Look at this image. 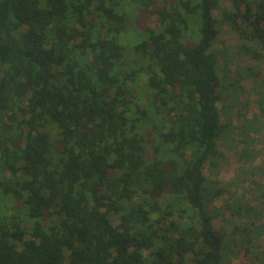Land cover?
I'll return each mask as SVG.
<instances>
[{"label":"trees","instance_id":"1","mask_svg":"<svg viewBox=\"0 0 264 264\" xmlns=\"http://www.w3.org/2000/svg\"><path fill=\"white\" fill-rule=\"evenodd\" d=\"M226 1L222 22L264 49V0ZM217 5L0 0V264H226L237 235L264 232L241 198L217 228L224 190L203 172L241 89L212 50Z\"/></svg>","mask_w":264,"mask_h":264},{"label":"rangeland","instance_id":"2","mask_svg":"<svg viewBox=\"0 0 264 264\" xmlns=\"http://www.w3.org/2000/svg\"><path fill=\"white\" fill-rule=\"evenodd\" d=\"M227 10H231V4L226 0H218L217 7L212 11L213 16L220 23V33L213 43L212 50L218 53L220 70L224 64V57L219 52L224 50L227 52L229 63L226 72L229 79L239 75L241 89H238L235 107L230 111L235 132L232 142L228 141L229 144H227L223 140L219 143L222 158L219 160L218 173H211L209 164L204 167L203 172L208 179L217 181L218 187L224 190L223 195L213 206L214 225L217 228L225 226L232 231L233 227L229 222L230 213L226 209V204L237 198L256 207L262 215L258 224H264V196L256 194V189L259 187L264 193V80L259 84L255 82L256 73L264 77V49L260 46L254 47L249 34L247 38L242 39L227 23L222 22V12ZM245 24L244 22V27L247 25ZM154 25L155 21L152 17L146 18L142 23L143 28ZM124 42L130 47L134 41L130 42L126 39ZM242 44L253 46L255 54L259 57L245 51L241 47ZM221 73L223 75V70ZM222 106L223 104H219L221 111ZM255 121L259 129L245 131L242 128ZM245 147L256 152L253 159L242 158V150ZM236 239L240 244L232 245L234 253L230 254V259L226 261V264H250L244 254L246 250L253 258L256 252H264V232H253L249 228L241 236L237 235ZM258 256L260 257L259 254Z\"/></svg>","mask_w":264,"mask_h":264}]
</instances>
